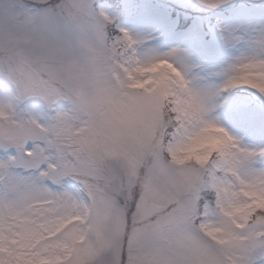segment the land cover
Instances as JSON below:
<instances>
[{
  "label": "snow or ice",
  "instance_id": "obj_1",
  "mask_svg": "<svg viewBox=\"0 0 264 264\" xmlns=\"http://www.w3.org/2000/svg\"><path fill=\"white\" fill-rule=\"evenodd\" d=\"M96 3L0 0V264H264V145L217 115L264 103V19L201 64Z\"/></svg>",
  "mask_w": 264,
  "mask_h": 264
},
{
  "label": "rangeland",
  "instance_id": "obj_2",
  "mask_svg": "<svg viewBox=\"0 0 264 264\" xmlns=\"http://www.w3.org/2000/svg\"><path fill=\"white\" fill-rule=\"evenodd\" d=\"M104 6L106 14L116 18L118 28L132 35L140 31L144 41L141 51L151 48L163 53L182 48L201 64H209L221 54L218 27L233 26L243 19H264V7L253 6L248 0H234L216 11L202 9L197 0H97L94 5L97 11H103ZM240 95L249 93L237 90L217 110L221 124L244 144L264 145V103L249 95L247 111L237 114L234 108Z\"/></svg>",
  "mask_w": 264,
  "mask_h": 264
},
{
  "label": "bare ground",
  "instance_id": "obj_3",
  "mask_svg": "<svg viewBox=\"0 0 264 264\" xmlns=\"http://www.w3.org/2000/svg\"><path fill=\"white\" fill-rule=\"evenodd\" d=\"M102 10H103L104 13H107L106 6H104ZM139 35H140V31L139 30H135L133 36H139Z\"/></svg>",
  "mask_w": 264,
  "mask_h": 264
}]
</instances>
